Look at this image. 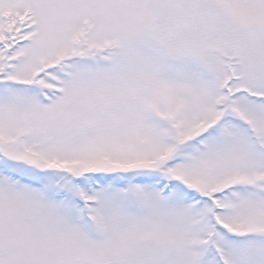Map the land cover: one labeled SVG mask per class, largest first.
<instances>
[{
  "label": "snow or ice",
  "instance_id": "snow-or-ice-1",
  "mask_svg": "<svg viewBox=\"0 0 264 264\" xmlns=\"http://www.w3.org/2000/svg\"><path fill=\"white\" fill-rule=\"evenodd\" d=\"M0 264H264V0H0Z\"/></svg>",
  "mask_w": 264,
  "mask_h": 264
}]
</instances>
